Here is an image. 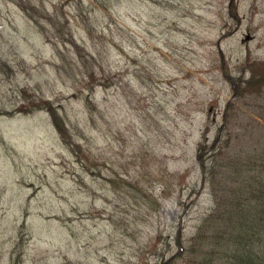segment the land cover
<instances>
[{"label":"rangeland","instance_id":"rangeland-1","mask_svg":"<svg viewBox=\"0 0 264 264\" xmlns=\"http://www.w3.org/2000/svg\"><path fill=\"white\" fill-rule=\"evenodd\" d=\"M59 1L0 0V112L33 94L69 101L84 166L45 111L0 113V264H11L22 223L26 264H155L211 207L195 150L206 128L214 136L226 102L235 103L231 144L264 131V94L243 105L224 76V66L238 73L247 60L264 62V0H238L234 27H225L228 0H94L97 36L75 33L103 60L94 123L55 71L62 44L26 13L33 4L42 19L40 9ZM254 134L260 146L264 134Z\"/></svg>","mask_w":264,"mask_h":264},{"label":"trees","instance_id":"trees-1","mask_svg":"<svg viewBox=\"0 0 264 264\" xmlns=\"http://www.w3.org/2000/svg\"><path fill=\"white\" fill-rule=\"evenodd\" d=\"M93 1L61 0L50 13L41 8L39 15L42 19L30 11L33 4L26 8L28 17L38 31L48 38H55L52 42L54 45L62 44L63 48H57L59 59L54 64L55 71L62 81L67 80L73 84L72 99L80 101L84 119L92 123L97 117L95 113L99 112L93 102V93L97 87L93 77L103 60L97 56V50L84 45V37L79 38L81 43L78 42L75 33L81 27L87 38L97 36V24L102 20L99 13L103 8L93 5ZM237 1H227L225 27H234L241 20ZM72 19L75 20L74 23H71ZM224 76L228 81L230 94L243 105L253 104L264 94L262 61L247 60L238 73H232L224 66ZM21 91L25 95V90ZM67 103L55 104L33 94L21 105L0 113L13 115L45 111L60 142L84 166L82 159L86 154L74 139V136H83L82 128L72 123L65 109ZM234 105L232 99L226 102L221 123L214 136L209 139L206 128L195 150L201 184L208 190L212 206L184 242L181 241L180 232H177L175 242L179 248L155 264H176L178 259L190 264H264V142L260 146L257 142L256 147H250L248 142L245 146L241 145L247 141L246 138L242 140L248 134L244 132L241 139L233 137V142L235 138L238 141L231 144L232 137L227 125L235 114ZM74 122H78V119L75 118ZM235 144H240V149L235 148ZM24 228L22 223L18 230V242L12 250L11 264L27 262L22 242Z\"/></svg>","mask_w":264,"mask_h":264}]
</instances>
